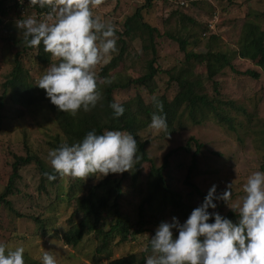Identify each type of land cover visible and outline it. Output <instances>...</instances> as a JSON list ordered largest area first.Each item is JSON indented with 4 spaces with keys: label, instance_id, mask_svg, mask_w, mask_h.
<instances>
[{
    "label": "rangeland",
    "instance_id": "obj_1",
    "mask_svg": "<svg viewBox=\"0 0 264 264\" xmlns=\"http://www.w3.org/2000/svg\"><path fill=\"white\" fill-rule=\"evenodd\" d=\"M7 1V6H11L9 0ZM186 2H189V7L181 9L155 1L153 7L143 11L145 21L157 28L161 34L160 37H156L158 54L155 68L158 67L159 72L155 78V94L149 93L143 87H131L128 91L116 92L115 98L118 103L141 96L148 105L156 95L165 94L172 100L178 93L179 89L171 81L169 73L175 74V69L182 64L185 56L179 43L166 36L167 32L174 34V27L182 28V24L178 22L181 19L174 17L169 20L174 11L187 12L188 16L197 22L195 27L189 25L190 28H194L197 35H201L207 28L206 34L202 35L200 46L196 49L198 53H206L211 48H221L225 52L233 53V50L237 49L246 20L256 14H264V0H186ZM195 2L196 5H193ZM142 5L141 0H104L102 5L93 9V12L102 22L114 25L116 32H122L126 19ZM28 16H34V13L24 15L10 10L7 16L1 17L3 24L0 25V98L3 95V84L14 67L17 53L22 54L19 59L29 71L34 94L38 91L36 82L50 66L38 62L35 51H27L23 44L16 43L23 37L16 27V21ZM167 21L169 24H165ZM210 35L217 36L218 41L210 40ZM129 51L131 57L112 74H118V77L130 75L136 79L146 73L147 63L153 56L146 57L142 53L138 40L129 46ZM105 64L97 66L98 75L101 72L100 68ZM233 64L239 72L253 69L261 73V78L255 80L237 75L230 68H226L217 77L224 100L234 101L238 108H241L239 113L233 115L237 120L235 131L210 121L200 126L188 124L186 129L172 136H167L166 132L155 134L150 128L139 134L141 139L148 142L147 153L159 168L164 165L165 158L171 150L186 146L191 138H195L197 145L202 146L196 160L195 143L192 144L190 153L180 151L172 156L168 161L169 167L164 172L170 188L182 195L184 204L200 206L203 203L202 198L185 184L190 171L192 182L201 191L208 193L215 185L217 197L231 184L233 204L239 203L244 195L243 186L249 175L255 171L263 172L264 74L248 60L236 58ZM210 94H213L212 90ZM61 134L47 103L39 102L38 106L27 107L8 97L5 99L4 106L0 108V197L9 184L15 155L28 154L25 144L27 143L32 154L38 155L48 167H51L48 153L56 149L52 144L62 139ZM193 160L196 161L194 166ZM150 171L151 164L144 166L137 181L130 175L122 179L124 173H110L101 178L90 176L85 181L64 177L54 186H48L42 191L41 177L36 164L25 166L20 172V179L15 183L14 193L7 195L5 199L9 204L0 199V244L9 250L23 247L25 264H29L27 260L42 264L45 251L56 258V264H108L110 259L128 254H136L140 258L145 254L146 259L150 254V238L155 235L156 228L161 222H171L173 217L178 218L181 224L186 221L180 214L171 212L170 204L158 211V200L154 204V209L146 214L148 224L144 227L145 232L132 237L126 243H121L120 237H117L111 246V252L98 253L96 249L99 241L92 234L86 236L76 247L67 246L63 237L71 226L72 216L77 208L76 198L89 194L96 186L100 187L97 199L109 198L111 207L118 199L122 218L128 220L133 228H138L139 208L147 197ZM118 184H121L119 197ZM213 202L217 207L210 208L212 212L225 216L233 211L223 200L216 199ZM104 215L108 224L114 223L116 214L113 209ZM177 235L174 230V238Z\"/></svg>",
    "mask_w": 264,
    "mask_h": 264
},
{
    "label": "trees",
    "instance_id": "obj_2",
    "mask_svg": "<svg viewBox=\"0 0 264 264\" xmlns=\"http://www.w3.org/2000/svg\"><path fill=\"white\" fill-rule=\"evenodd\" d=\"M141 1H143V5L137 8L132 16L126 19L123 31L116 32L118 51L113 53L109 62L100 68L101 72L98 77L101 80L99 87L102 93V99L94 109L89 112L81 110L77 116L73 117L67 113L60 112L47 98L45 90L38 87L37 93L34 94L33 84L29 80V71L21 62V59H19L22 55L21 53H17L16 55L14 67L6 82L3 84V95L0 98V108L4 106V101L7 97L16 102L23 103L27 107L38 106L39 102L47 103L62 132V139L52 144L54 148H58L64 143L71 145L80 142L89 131L93 130H95L97 135L109 130H118L134 136L138 145L140 160L130 172H124L122 179L130 175L134 181L139 180L143 167L151 164V171L148 173L147 197L139 208L138 228H133L128 220L122 218L118 199L112 207L110 206L109 198L101 197L97 199V192L100 187L96 186L90 190L89 194L76 198L77 208L72 216L71 226L63 237L67 246L76 247L86 236L92 234L99 241L96 250L100 254L111 252V246L115 243L117 237H120L121 243H126L132 237L143 234L145 232L144 227L148 224L146 214L154 209L153 207L157 200L159 201L158 211L170 204L171 212L176 215L180 214L186 220L192 210L198 207L187 203L184 204L182 195L174 192L170 188L164 173L169 167V159L180 151L190 153L193 143L197 146V151L194 154V159L196 160V156L201 151L202 146L197 145L198 142L195 138H191L186 146L171 150L165 158L164 165L160 168L156 167L154 161L147 153L146 147L148 142L139 136L141 131L149 128L148 125L151 122V115L153 111H156L153 101L147 105L141 96H137L136 98L131 97L120 103L124 107L125 112L118 119L114 118L113 110L109 107L111 103L117 102L115 98L117 91H128L131 87H143L149 93L155 94V78L159 72L158 67L155 68L158 54L156 37H160L161 34L157 28L152 27L145 21L143 11L153 7L156 0ZM7 3V0L0 1V25L3 24L1 17L7 16L10 10L24 15L34 13V17L37 19H40L41 15L46 12V9H40L38 6H30L29 0H22V3L21 0H9L11 6H7ZM163 3L181 9L187 6L189 7V2H186L187 6L177 5L173 0H163ZM193 5H196V2ZM169 17V20L174 17L178 20L181 19L177 21L182 24V28L174 27V30H172L175 35L167 32L166 36L179 43L180 49L185 57L182 64L175 69V74L172 72L169 73L171 81L179 89L176 96L172 100L165 94L155 96L163 104V113L160 114L165 115L167 119V136H172L183 131L187 128L188 124L200 126L210 121H214L219 126H224L235 131L237 120L233 115L239 113L241 108H238V105L234 101L224 100L220 92L221 84L217 80V77L223 73V70L230 68L237 75L248 76L255 80L261 78V73L253 69H249L246 72H239L233 64L236 58L250 61L256 67L260 68L264 74V14H256L246 20L238 40L237 49H234L233 53L225 52L221 48H211L206 53H198L196 49L200 46L202 35L206 34L207 28L203 30L201 35H197L194 28L189 27V25L193 27L197 26V22L189 17L187 12L180 13L176 10ZM168 21L165 24H169ZM217 39V36L210 35V40L216 41ZM137 40L141 43L142 53L146 57L153 56L147 63L146 73L136 79L130 77V75L126 77L120 75L118 77V74H112L131 57L129 46ZM19 41H16V43L23 44L25 50L36 52V59L42 65H50L53 62L50 54L43 51V44L39 48H29L24 44L23 37ZM105 78L110 79L112 83H104ZM211 90L213 92L212 95L210 94ZM25 146L28 154L27 156L15 155V161L12 165L13 172L9 184L0 197L7 204L9 202L5 199L7 195L9 196L14 193L13 188L15 187V183L20 179V172L25 166L32 163L36 164L41 177L40 190L42 191H45L48 186H54L61 180V177L57 175L55 180L49 181L43 174L48 172L56 175L52 168L48 167L38 155L32 154L27 143ZM195 160H193V166L196 164ZM262 171L264 172V164ZM185 184L195 191L204 201L208 193L201 191L192 182L191 171L186 177ZM120 185L118 184V197L121 194ZM110 209H113L114 214H116L114 223L112 222L111 225L108 224L104 215L105 213H109ZM209 212H212L210 208ZM221 216L231 220L234 224L238 223L239 217L234 211L229 212L225 216ZM213 222L214 217L209 220V223ZM42 230L44 232L43 227ZM27 263L37 264L33 261L28 262V260ZM145 263V254H143L142 258L136 254H128L120 258L110 259L108 262V264Z\"/></svg>",
    "mask_w": 264,
    "mask_h": 264
},
{
    "label": "clouds",
    "instance_id": "obj_3",
    "mask_svg": "<svg viewBox=\"0 0 264 264\" xmlns=\"http://www.w3.org/2000/svg\"><path fill=\"white\" fill-rule=\"evenodd\" d=\"M104 0H29L32 7L46 9L43 17L28 16L16 21L24 44L50 54L54 61L36 82L60 112L73 117L89 112L102 99L101 80L96 68L107 63L118 51L114 25L102 22L93 9ZM22 3V0H21ZM104 83L111 84L105 78ZM156 111L148 127L155 133L167 132L168 124L162 102L153 97ZM114 118L123 116L122 104L109 105ZM56 175L45 172L49 180L61 178L87 180L130 172L139 162L138 145L130 133L109 130L97 135L89 131L80 141L61 144L48 153ZM232 185L219 197L213 185L203 203L194 208L181 224L173 217L161 222L150 238L146 264H264V172L255 171L243 186L244 195L233 204ZM216 199L223 200L239 217L238 223L222 217L215 209ZM214 217V222L209 220ZM174 230L178 233L174 238ZM147 251V249H146ZM23 247L9 250L0 244V264H25ZM42 264H56L48 251Z\"/></svg>",
    "mask_w": 264,
    "mask_h": 264
},
{
    "label": "built area",
    "instance_id": "obj_4",
    "mask_svg": "<svg viewBox=\"0 0 264 264\" xmlns=\"http://www.w3.org/2000/svg\"><path fill=\"white\" fill-rule=\"evenodd\" d=\"M156 1H160L163 2V0H156ZM177 5H181V6H187L186 0H173ZM43 17V15H41V18Z\"/></svg>",
    "mask_w": 264,
    "mask_h": 264
}]
</instances>
